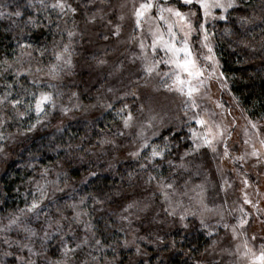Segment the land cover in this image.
Returning <instances> with one entry per match:
<instances>
[{
	"label": "rangeland",
	"instance_id": "1",
	"mask_svg": "<svg viewBox=\"0 0 264 264\" xmlns=\"http://www.w3.org/2000/svg\"><path fill=\"white\" fill-rule=\"evenodd\" d=\"M62 2L63 10L53 7L57 0H0V19L21 4L25 12H14L56 24L50 47L34 50L19 39L15 51L0 61L12 71L11 81L28 78L9 83V88L15 86L12 93H0V143L6 118L16 119L21 128L17 135H22L92 124L109 111L117 123L111 126L112 135L89 151V160L104 164L103 173L134 162L136 186L119 195L118 204L107 210L117 232L114 243L105 245L88 205L76 195L78 185L92 173L68 183L61 169L35 170L27 178L31 185L26 208L0 221V264H11L10 260L14 264H160L195 233L207 238L208 245L194 257L186 251L184 264H258L252 253L264 251V118L244 112L223 73L217 38L225 35L219 24L227 18H218L220 10L205 18L198 5H184L182 0H152L153 8L137 23L136 11L147 0ZM156 5L196 12L188 17L196 29L188 41L203 71L198 78L203 83L192 96L173 85L177 69L164 62L169 55L159 46L155 52L151 47L153 33L169 38L168 24L159 18ZM238 6L236 0L223 15L228 17ZM81 9L91 12L82 26ZM163 15L169 22L177 21L168 12ZM200 23L205 24L207 42L218 61L214 70L212 62L204 59L208 50ZM173 31L179 46L184 38L179 22ZM153 65L152 72L145 70ZM84 73L99 84L82 92L71 83ZM181 76L188 78L186 73ZM41 92L50 93L52 103L37 113L35 97ZM129 112L132 119L125 127L123 118ZM154 146L162 156H151ZM9 155L0 145V174ZM56 244L58 255L43 252L45 246Z\"/></svg>",
	"mask_w": 264,
	"mask_h": 264
},
{
	"label": "trees",
	"instance_id": "2",
	"mask_svg": "<svg viewBox=\"0 0 264 264\" xmlns=\"http://www.w3.org/2000/svg\"><path fill=\"white\" fill-rule=\"evenodd\" d=\"M20 5L16 4L13 9H21ZM14 10L0 19V61L15 51L19 39L24 40L34 50H44L50 47L53 37L52 30L56 25L54 22L49 26L39 16L28 13L18 17ZM22 11L25 12L24 9ZM88 11L81 9L78 15L81 26L85 23V17L91 13ZM219 26L221 32L225 31V35L221 33L217 38V52L223 73L230 78L231 91L244 112L260 120L264 118V0H239V6L231 10L227 20ZM2 64L5 65V71ZM1 70L4 71L0 72L2 94L12 93L15 86L9 88V83L14 85L23 79L28 81L25 76L11 81L12 71L7 63L0 62ZM86 75L84 73L82 78L77 77L76 80L72 78L71 85L83 92L88 87L99 84L98 79L87 78ZM6 79L9 81L5 82ZM112 116L108 111L93 120L92 124L85 122L52 131H29L22 135H17L21 133V128L16 119L10 121L6 118L1 126L5 136L0 145L6 147L10 158L4 161L5 165L0 174V221L21 214L26 208L31 185L27 178L35 170L38 172L51 167L61 169L68 183L78 182L82 175L92 173V176L83 179L78 185L77 199L85 200L90 216L96 222L98 235L105 241V245L114 243L117 229L111 213L107 210L118 204L121 198L119 195L136 186L133 172L137 168L134 162H124L116 169L103 173L106 167L104 164L89 160V151L98 145L100 139L107 134L112 135L114 128L111 126L117 123V120H112ZM99 208L105 211L98 215L96 211ZM207 245L208 239L195 233L182 241L178 252L175 250L176 252L164 256L165 260L160 264H184L188 260L184 257L186 251L189 250L188 255L193 254L194 257ZM44 251L52 256L60 252L57 244L45 246ZM9 262L14 264L11 260Z\"/></svg>",
	"mask_w": 264,
	"mask_h": 264
},
{
	"label": "snow or ice",
	"instance_id": "3",
	"mask_svg": "<svg viewBox=\"0 0 264 264\" xmlns=\"http://www.w3.org/2000/svg\"><path fill=\"white\" fill-rule=\"evenodd\" d=\"M43 0H41V3ZM182 3L184 5H198L199 9L202 11L203 17L207 18L214 15V10H220L221 15L218 17L221 20L226 19L227 17L223 15V13H226L229 9L233 8L236 4V0H182ZM152 0H147V2L142 3L140 7L136 11V16L138 17L137 23H139V17H142L146 11L153 8ZM53 7H59L61 10L64 9L65 4L62 2V0H57V3L53 5ZM70 7V6H68ZM156 7L159 9V18L163 21H165L166 24H168V39H165L164 34L162 32H155L153 33L154 39L152 42V49L155 52L157 49V46L163 51L166 52V54L169 55V59L164 61L165 63L174 64L176 66V71L173 73L174 79H173V85L176 86V90L180 91L181 93H184L185 90L187 92L188 96H192L195 92L199 91V85L203 83L202 80H199L198 78L203 75L202 69L198 66L197 61L193 58V53L191 50V47L189 45L188 37L190 33L196 29H194L192 21L188 18L189 16H195V11H190L189 13L182 12L179 8L175 7H162L159 5H156ZM73 12H75V9H71ZM164 12H168L171 15L175 16L177 18L176 22L180 23V31L183 32V40L180 42L179 46L176 42V32L173 31V28L175 26L176 22H169L163 15ZM15 15L19 16L20 13L16 12ZM187 29V30H185ZM199 29L203 30V40H204V47L208 50V55L204 57L205 60L211 61L213 70L215 69V65L218 64V61L215 59L213 49L211 45L207 42L208 41V33L207 29L205 28L204 23L199 24ZM72 33L69 32V36H71ZM141 47L143 48V44H141ZM65 51H67V46H65ZM57 59H60L59 55L57 56ZM70 63V61H68ZM154 69L153 66H146L145 70L147 72H152ZM181 73L187 74V79H184L181 76ZM167 75V74H166ZM196 81V83H193V81ZM165 87H171L170 85H165ZM16 103V102H14ZM52 103V96L50 93L47 92H41L38 96L35 97V110L37 113H41L44 111V107L46 104ZM110 106V105H109ZM127 105H124V108H127ZM120 111H123L121 109ZM124 119V125L125 127L129 126V122L132 119L131 112L128 113ZM198 123L203 124V120H198ZM255 127V125H253ZM193 131V135L195 136V130ZM205 143H209L207 136L204 138ZM261 143H264L262 141ZM146 146V145H145ZM162 152L158 151L156 149V146L153 147V150L151 152L152 157L162 156ZM253 155H256L255 152H253ZM168 187H171V185H168ZM37 205L34 202L32 207L35 208ZM241 223H244V221H241ZM99 243V241H97ZM247 247V245H245ZM253 260L255 262H258V264H264V251H261L259 255H256L255 253H252Z\"/></svg>",
	"mask_w": 264,
	"mask_h": 264
}]
</instances>
